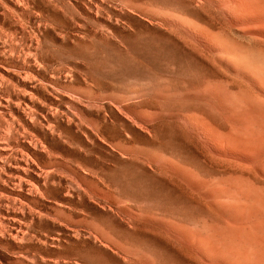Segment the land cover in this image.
<instances>
[{"label": "rangeland", "instance_id": "374dc122", "mask_svg": "<svg viewBox=\"0 0 264 264\" xmlns=\"http://www.w3.org/2000/svg\"><path fill=\"white\" fill-rule=\"evenodd\" d=\"M217 12L0 0V264H264V52Z\"/></svg>", "mask_w": 264, "mask_h": 264}, {"label": "bare ground", "instance_id": "6f19581e", "mask_svg": "<svg viewBox=\"0 0 264 264\" xmlns=\"http://www.w3.org/2000/svg\"><path fill=\"white\" fill-rule=\"evenodd\" d=\"M204 2L210 4L211 6H214L219 12V13L217 12V14H219V18L214 16L215 13L211 14V15H213V17H212L213 23H210V27H211V24L215 25V23H216L217 26L215 25V27H218L220 30H222L218 34H212L211 32L206 33L207 32L206 31V32H204L206 34L204 36L205 38L210 39V38L214 37L216 39L221 40L222 37H224V36L226 37L227 35L225 34L223 36V35H219V34H221V32L223 33V31L225 29L226 30L231 29L232 32L235 31V33L239 35L238 37H240V39H241L240 41H243L244 43H248L249 46L252 45L250 47H253L254 50H256L257 54L264 52V0H203V3ZM211 30H212V28H211ZM218 32H219V30H218ZM226 33L230 34V30ZM225 37H224V40H226ZM220 40H217V41H220ZM227 42L229 43V41H227ZM227 42H225L226 45L228 44ZM243 42H239V40H238V43H243ZM229 45H230V43H229ZM248 49H249V47L245 48L242 46L240 49H237L238 52L235 50L236 53L233 52V54L235 53L236 57H237V55L239 56V55H243L246 53L248 54L249 53ZM219 51H221V50H219ZM230 56H232V55H230ZM236 57L234 56L235 59H236ZM241 66L243 68H246V69H251L248 71L250 73H251V71L253 72L254 68L256 69V66L255 65L253 66L252 63H247V64L242 63ZM239 71L242 72L244 70H239ZM251 75H253V74H251Z\"/></svg>", "mask_w": 264, "mask_h": 264}]
</instances>
